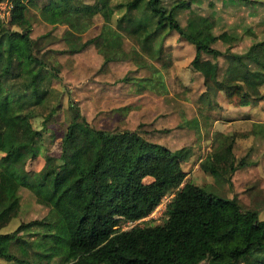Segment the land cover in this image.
Returning a JSON list of instances; mask_svg holds the SVG:
<instances>
[{"label":"trees","instance_id":"1","mask_svg":"<svg viewBox=\"0 0 264 264\" xmlns=\"http://www.w3.org/2000/svg\"><path fill=\"white\" fill-rule=\"evenodd\" d=\"M6 1L8 24L0 18V84L14 113L28 120L40 115L39 127L31 125L32 138L47 127L54 111L51 105L43 111L52 95L48 77H58V66L49 62L50 52L75 51L99 38L106 52L104 60L115 57L121 43V28L131 21L132 14L135 21L126 27L125 33L136 45L134 52L143 53L156 40L154 58L160 57L162 38L168 31L176 32L179 39L192 45L189 64L201 76L204 85L201 94L221 90L232 105L254 104L264 96L253 94L238 78L241 73L258 72L260 68L258 60L252 62L258 66L253 69L244 59L245 54L231 49L239 33L226 29L212 32V19L203 14L195 19L187 15L184 24L180 23L178 12L192 0L85 1L81 9L88 18L97 11L100 2H109L110 10L120 11L112 26L101 24L96 34L83 40L80 32L88 20L68 12L54 16L42 5L40 12L47 21L65 26L61 37L66 47L53 50L39 46L48 31L35 37L29 35L27 11L35 0ZM15 23L24 26L11 28L10 24ZM247 30L245 27L244 31ZM217 40L224 43L223 48L214 45ZM253 44L254 41L249 43ZM217 56L225 61L220 75ZM155 79L138 77L134 81L162 90L160 78L156 80L161 89L154 87ZM66 109L68 117L57 133L56 152L44 153L42 165L31 179L0 165L4 211L12 216L17 214L20 207L17 190L23 185L32 191L38 203L57 216L51 220L19 219L6 232L14 239L19 254L0 252V255L27 264H48L55 257L60 264H198L202 260L207 264H237L246 251H253L264 264V218L258 216L256 208L243 206L234 196L217 195L185 179L181 163L188 156L189 146L170 148L147 138L139 125L93 126L70 96ZM258 133L264 136V121H252L250 128L239 134ZM234 134L228 133L230 138ZM223 143L220 138L216 146ZM225 146H231L229 141ZM38 151L32 145L29 156ZM243 162V156L215 161L206 152L197 163L201 170L229 179L230 173ZM170 192L161 220L149 223L140 219L163 194ZM126 221L133 222L121 226Z\"/></svg>","mask_w":264,"mask_h":264},{"label":"rangeland","instance_id":"2","mask_svg":"<svg viewBox=\"0 0 264 264\" xmlns=\"http://www.w3.org/2000/svg\"><path fill=\"white\" fill-rule=\"evenodd\" d=\"M85 1L91 0H35L27 11L29 35L35 37L48 31L49 35L40 40L41 49L66 47L61 37L64 24L52 25L47 21L40 12L39 7L42 5L54 16L68 12L88 20V25L80 32L81 40L96 34L101 24L113 25L114 17L120 10H110L109 2H100L97 11L88 18L81 9V4ZM0 5L1 19L7 23L9 3L2 0ZM186 6L188 7L177 14L182 25L187 15L195 19L203 14L212 19V32L218 33L226 29L239 33V39L231 49L245 54L244 59L253 69L258 66L252 62L258 60L260 68L258 72L241 73L238 78L245 82L253 94L264 93V0H192ZM135 18L132 14L131 21L123 23L121 43L115 57L104 60L106 52L103 51L99 38L75 51L50 52L49 62L58 66V77H48L52 95L43 111L50 105L54 107V111L47 127L40 130L38 137H31V125L39 127L40 115L28 120L22 114L14 113L0 84V156L4 155L3 158L0 157V165L24 173L31 179L41 167L44 153L56 152V137L68 117L66 105L70 96L93 126L133 128L139 125L146 131L147 138L162 142L170 148L189 146L188 156L181 163L186 172L185 179L201 184L217 195L234 196L243 206L256 208L258 216L264 218V136L261 133L239 134L250 128L251 119L264 117V96L257 101L253 114L249 116L247 113L245 118L244 110L241 112L232 107L221 90L214 94H201L204 90L201 76L189 64L193 54L192 45L179 39L176 32L168 31L162 38L160 57L154 58L156 40L143 53L134 52L136 45L126 36L125 29L130 23H134ZM23 26L24 24L19 23L10 24L14 29H21ZM245 27L249 30L244 31ZM260 40L263 41L258 42ZM253 41L255 44L250 46L249 43ZM214 45L223 48L224 43L217 40ZM215 61L220 75L225 61L221 56H217ZM150 76L161 79L162 90L137 85L134 81L138 77ZM156 79L154 87L161 89V84ZM50 102L55 104H48ZM231 131L235 132L233 138L228 135ZM220 133L223 135H219ZM220 138L224 143L216 146ZM228 141L230 147L225 146ZM32 145L38 147L39 151L31 157L29 147ZM206 152H210L215 161L235 160L243 156L244 162L227 179L198 167V160ZM17 193L20 207L15 216L3 210L5 199L0 196L1 253L19 254L14 239L6 233L19 219L40 217L51 220L57 217L49 207L35 200L28 187L19 186ZM161 218L160 212L155 216L148 213L140 219L152 223ZM132 222H122L121 226ZM49 261L52 262L48 264H60L56 257ZM262 262L263 259L259 260L255 252L246 251L237 264H263ZM0 264L27 263L0 255ZM198 264L207 263L202 260Z\"/></svg>","mask_w":264,"mask_h":264},{"label":"built area","instance_id":"3","mask_svg":"<svg viewBox=\"0 0 264 264\" xmlns=\"http://www.w3.org/2000/svg\"><path fill=\"white\" fill-rule=\"evenodd\" d=\"M2 0H0L1 2ZM9 6V5H8ZM1 8V5H0ZM9 8V7H8ZM2 13V9H0V18H1V14ZM171 193L168 194H163L159 201L157 202V204L152 208V210L149 212L150 215H156L158 213H160L164 207L165 202L167 201L168 197L170 196Z\"/></svg>","mask_w":264,"mask_h":264},{"label":"crops","instance_id":"4","mask_svg":"<svg viewBox=\"0 0 264 264\" xmlns=\"http://www.w3.org/2000/svg\"><path fill=\"white\" fill-rule=\"evenodd\" d=\"M257 103L258 102H256V103H254V104H245V105H231L232 107H235V108H237L238 110H240L241 112H242V110H244V116H245V118H246V116H248L247 115V113H249V116H251L253 113V109H255V107L254 106H256L257 105ZM223 104V103H222ZM253 106V107H252ZM248 110V111H247ZM246 112V113H245ZM242 114V113H241ZM250 119V118H249ZM216 120V119H215ZM214 120V121H215ZM261 120H263L264 121V117L263 118H258V120H256V119H251L250 121H261ZM251 135H253V134H251ZM212 159L214 160V158L212 157Z\"/></svg>","mask_w":264,"mask_h":264}]
</instances>
